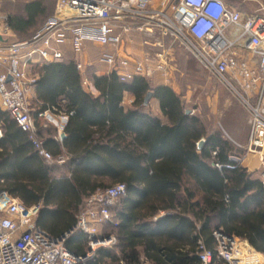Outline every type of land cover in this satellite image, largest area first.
I'll return each instance as SVG.
<instances>
[{
  "label": "trees",
  "instance_id": "1",
  "mask_svg": "<svg viewBox=\"0 0 264 264\" xmlns=\"http://www.w3.org/2000/svg\"><path fill=\"white\" fill-rule=\"evenodd\" d=\"M5 2L0 13L15 40L31 38L47 18L39 24L48 7L44 0L25 1L19 14L1 10ZM28 69L35 78L36 136L53 158L65 160V172L54 175L28 134L0 107V193L26 205L39 203L38 228L60 237L75 227L88 196L122 183L125 195L110 207L121 257L98 250L87 264L107 257L124 264H198L200 244L216 257L215 231L245 237L264 254L259 177L230 159L237 149L233 142L219 131L208 132L197 115L186 113L170 86H152L143 77L123 82L113 73L89 74L94 94L83 87L72 61L30 62ZM149 91L159 115L149 111V103L143 105ZM126 94L130 106L122 103ZM46 110L67 116L61 145L39 131V113ZM88 241L74 232L64 244L84 255Z\"/></svg>",
  "mask_w": 264,
  "mask_h": 264
},
{
  "label": "built area",
  "instance_id": "2",
  "mask_svg": "<svg viewBox=\"0 0 264 264\" xmlns=\"http://www.w3.org/2000/svg\"><path fill=\"white\" fill-rule=\"evenodd\" d=\"M3 1L8 0H0V4ZM10 33L7 17L0 13V107L28 134L46 162L60 163L64 159L53 158L36 136L27 101L35 78L28 75V63L59 61L64 45L70 44L78 53L85 42H91L112 47L103 50L99 60L120 81L148 78L156 69H164V61L156 60L155 65L147 58L134 61L124 43L140 36L144 45L162 47L158 40L151 41L158 33L179 41L205 69L232 88L230 80L239 84L244 93L240 97L249 113L245 151L259 156V179L264 188V17L245 15L222 0H55L53 13L31 38L11 40ZM76 67L82 70L81 63ZM82 84H87L85 76ZM230 159L238 160L233 156ZM125 192V185L117 183L88 196L75 227L62 239L36 226L39 203L26 205L1 192L0 264H87L95 246L112 241L100 237L101 228L112 221L110 207ZM74 232L84 233L90 242L84 255L73 254L65 247V239ZM213 237L216 257L200 244L198 264H220L218 260L222 264H264V255L245 240L218 231Z\"/></svg>",
  "mask_w": 264,
  "mask_h": 264
},
{
  "label": "rangeland",
  "instance_id": "3",
  "mask_svg": "<svg viewBox=\"0 0 264 264\" xmlns=\"http://www.w3.org/2000/svg\"><path fill=\"white\" fill-rule=\"evenodd\" d=\"M25 1L30 0H8L1 10L9 14H19L22 12V5ZM44 1L48 7L39 24L53 13L55 4V0ZM10 31V39H18L13 35L12 30ZM132 39L135 43L133 53L140 56L141 60L147 58V60H151L152 65L156 64V60L164 61V69L161 71L156 69L153 73L154 77L160 75L162 80L176 91L185 110L197 115L208 132L219 131L224 137L235 143H242L246 139L249 130V113L240 97L244 93L237 82L230 80L233 88L226 84L222 79L205 69L179 41L173 38L163 37L156 33L151 41L158 40L162 47L144 45L143 37L140 36H133ZM242 53L248 54L246 50H243ZM157 54H161V56L158 57ZM147 79L151 85L155 84L152 78L148 77ZM125 102H127L126 98ZM148 108L152 114L159 115V109L154 100H150ZM238 152L243 151L237 148L235 154L238 155ZM117 203L118 201L114 204L117 205ZM115 223L116 220L112 217V221L101 228V233L112 241L107 245L95 246L89 262L93 261L98 250L121 257L120 246L115 236ZM89 247L90 242L88 241L85 247L86 252L90 249ZM140 260L145 262L142 257ZM100 264H124V262L113 261L107 257Z\"/></svg>",
  "mask_w": 264,
  "mask_h": 264
},
{
  "label": "crops",
  "instance_id": "4",
  "mask_svg": "<svg viewBox=\"0 0 264 264\" xmlns=\"http://www.w3.org/2000/svg\"><path fill=\"white\" fill-rule=\"evenodd\" d=\"M222 1L229 8L234 9V10H238L245 15L256 14V15H259L261 17H264V0H243V1H241V0H222ZM134 46H135V43H134L133 39L132 40L128 39L124 43V47L129 52L131 59L134 61H139V60H141V57L138 55H135L133 53V47ZM111 49H112V47H110V46L101 47V46H99L97 44H93L91 42H85L81 52L76 53L70 44H66L62 47V50H63L62 60L54 61V62L72 61L75 65L76 69H77L76 64L81 63L82 64V70L77 69V71L81 74L82 77L85 76L86 78L88 77L89 74H95L97 76L109 75L111 73H109L108 67L104 63H102L99 59H100V53L103 50H111ZM34 64L41 65V62H34ZM27 71L29 73L32 72L29 69ZM150 78H152V81L154 80L153 82H155V84H153L152 86L167 85L162 80L160 75H157L155 77L153 75ZM82 85L86 90L92 91L94 94H96V92L92 88H90L88 78H87V84H82ZM175 93H176V91H175ZM28 98H29L30 114L32 117H34L36 108H35V102L33 101V99H34L33 88H30L29 93H28ZM125 98H126L127 102H125ZM152 100H154V99H152ZM252 100L255 101V99H252ZM131 101H132V99H131L130 95L126 94L123 98L122 103L125 106H130ZM154 101L156 102V100H154ZM44 112H45V114L40 115L39 116L40 119H38L39 131L42 133V135H44V137H52L56 142H58L61 145V141L65 137V133L62 131V129H63V127L67 121V116L63 113H54V112H51L49 110H46ZM64 117H66L65 123H63ZM61 133H64L63 138H60ZM1 136H2V132L0 130V137ZM246 140H247V137L245 140H243L242 143H235L231 140L233 142V144L235 145V147L239 148L240 151H243V152H238L239 153L238 155L234 154L231 156L236 157L238 159L237 161H239V163L242 166L246 167L249 172L254 173V175L256 177H259V167H260L259 166L260 165L259 164L260 163L259 162V156L257 154H254V153H246L245 152ZM42 161L45 164H47L48 166L53 168V174L54 175L60 176V175L64 174V172H65V160H63V162H60V163H57V162H50L49 163V162H46L42 158ZM11 196L14 198H17L18 200L23 202L19 197L13 196V195H11ZM234 237H236V236H234ZM237 238L245 240L254 250H256L251 245V243L249 242V240L247 238H245V237H237ZM256 251H258V250H256ZM258 252L262 253L261 251H258Z\"/></svg>",
  "mask_w": 264,
  "mask_h": 264
},
{
  "label": "water",
  "instance_id": "5",
  "mask_svg": "<svg viewBox=\"0 0 264 264\" xmlns=\"http://www.w3.org/2000/svg\"><path fill=\"white\" fill-rule=\"evenodd\" d=\"M10 79H11V77L8 76V77H7V81H9ZM151 97H152V92L149 91V92L146 94L145 98H144V103H143V105L146 106V105L148 104V102L150 101ZM185 112H186V113H189L190 111H189V110H186ZM63 137H64V133H61V134H60V138H63ZM202 143H203V140L200 141V142L198 143V148H201ZM69 232H70V231H69ZM69 232H67V233H69ZM63 237H65V234L61 235V236L59 237V239H62Z\"/></svg>",
  "mask_w": 264,
  "mask_h": 264
},
{
  "label": "bare ground",
  "instance_id": "6",
  "mask_svg": "<svg viewBox=\"0 0 264 264\" xmlns=\"http://www.w3.org/2000/svg\"><path fill=\"white\" fill-rule=\"evenodd\" d=\"M104 244H107V242H104Z\"/></svg>",
  "mask_w": 264,
  "mask_h": 264
}]
</instances>
